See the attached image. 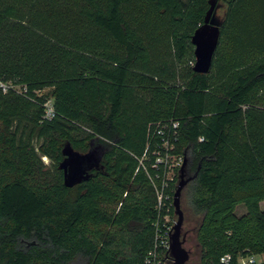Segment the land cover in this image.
Segmentation results:
<instances>
[{
    "label": "trees",
    "instance_id": "obj_1",
    "mask_svg": "<svg viewBox=\"0 0 264 264\" xmlns=\"http://www.w3.org/2000/svg\"><path fill=\"white\" fill-rule=\"evenodd\" d=\"M209 1L0 0V84L17 88L0 87V264H145L181 170L167 180L158 153L186 161L202 264L264 256V41L242 40L253 0H227L212 69L226 33L258 61L232 82L195 73ZM67 146L101 155L73 187Z\"/></svg>",
    "mask_w": 264,
    "mask_h": 264
},
{
    "label": "water",
    "instance_id": "obj_2",
    "mask_svg": "<svg viewBox=\"0 0 264 264\" xmlns=\"http://www.w3.org/2000/svg\"><path fill=\"white\" fill-rule=\"evenodd\" d=\"M218 0H210V8L205 16L204 23L195 31L192 37L194 46L195 64L193 70L198 74H208L213 65L214 55L219 46L221 38L222 20L217 17ZM66 159L60 168L64 171L65 184L73 187L86 180L90 170L98 168L101 155L97 150H92L87 154H80L72 150L69 146L64 149ZM184 162L179 176V182L174 194V207L177 221L170 234V251L167 258L174 261L173 264H186L189 261V253L184 248L182 240V228L184 225V213L181 208V198L183 191L189 180L185 179L183 170Z\"/></svg>",
    "mask_w": 264,
    "mask_h": 264
},
{
    "label": "rangeland",
    "instance_id": "obj_3",
    "mask_svg": "<svg viewBox=\"0 0 264 264\" xmlns=\"http://www.w3.org/2000/svg\"><path fill=\"white\" fill-rule=\"evenodd\" d=\"M217 17L219 20H224L228 11L227 0H221L217 3ZM251 13L247 23L240 26L242 32V40L245 42L259 43L264 41V0H253L252 6L249 9ZM258 61L256 56L247 58L241 57V52L232 42L231 35L226 33L222 38V43L219 47L218 54L214 63V67L211 70V76L214 78L217 84L221 81L232 82L236 74H240L246 66L254 64ZM99 153V152H98ZM100 154V153H99ZM44 162L49 165L47 159ZM177 165L176 158H170L167 171L168 178H174ZM264 211V202L260 205ZM181 208L184 213V228L189 231V234L185 237L182 234V240H184V248L189 253V261L186 264H202V250L198 242V227L201 221V216H197L193 213L189 206L186 194L183 192L181 198ZM246 214V208L240 205L236 209V216L241 217ZM177 216H175V222Z\"/></svg>",
    "mask_w": 264,
    "mask_h": 264
},
{
    "label": "built area",
    "instance_id": "obj_4",
    "mask_svg": "<svg viewBox=\"0 0 264 264\" xmlns=\"http://www.w3.org/2000/svg\"><path fill=\"white\" fill-rule=\"evenodd\" d=\"M0 87L3 89V91L6 93L8 90L12 89L17 90L16 87H9L5 84H0ZM46 118L50 119L54 115V109L52 106V100H49L46 104ZM179 128V125L177 123H172L170 125L164 126L163 129L158 131V135L162 137L163 148L167 151L173 150V146L170 144L169 138H176L177 136V130ZM172 129V130H171ZM172 131V133H171ZM172 136V137H171ZM170 158H176L177 159V165L174 166L175 169H181L184 164V157L182 155H170L167 153L165 156L160 155V153L156 154V164H164L165 166H169V160ZM156 166V165H155ZM173 178H168L167 180H172ZM169 186L168 182H164L161 187H157V195H158V202L159 207L161 208L164 204V200H167L169 197L165 195V190ZM172 209L174 210V215L172 216L170 214V209L167 210V214L164 218V231L166 234V240L162 241L160 247L156 246V248L148 253V256L146 258L145 264H173L174 261L167 258V254L170 251V234L174 229L175 226V207L174 203L170 205ZM159 223L156 225V234L157 236L160 234V228ZM232 257L231 255H225L221 258V262L223 264H229ZM264 263V256L261 255H248L243 256L238 259V264H263Z\"/></svg>",
    "mask_w": 264,
    "mask_h": 264
},
{
    "label": "flooded vegetation",
    "instance_id": "obj_5",
    "mask_svg": "<svg viewBox=\"0 0 264 264\" xmlns=\"http://www.w3.org/2000/svg\"><path fill=\"white\" fill-rule=\"evenodd\" d=\"M182 234L183 236H187L189 234V231H186L185 228H184V225H183V228H182Z\"/></svg>",
    "mask_w": 264,
    "mask_h": 264
}]
</instances>
